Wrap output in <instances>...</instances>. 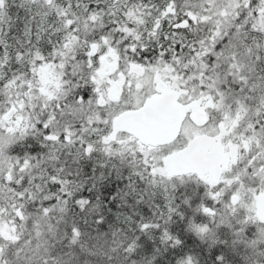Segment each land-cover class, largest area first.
<instances>
[{"label": "snow or ice", "instance_id": "1", "mask_svg": "<svg viewBox=\"0 0 264 264\" xmlns=\"http://www.w3.org/2000/svg\"><path fill=\"white\" fill-rule=\"evenodd\" d=\"M0 264H264V0H0Z\"/></svg>", "mask_w": 264, "mask_h": 264}, {"label": "trees", "instance_id": "2", "mask_svg": "<svg viewBox=\"0 0 264 264\" xmlns=\"http://www.w3.org/2000/svg\"><path fill=\"white\" fill-rule=\"evenodd\" d=\"M197 243H199V241H197ZM190 247H193L194 245H192L191 243L189 244ZM210 251V250H209Z\"/></svg>", "mask_w": 264, "mask_h": 264}]
</instances>
